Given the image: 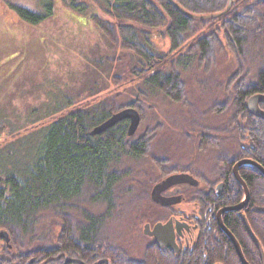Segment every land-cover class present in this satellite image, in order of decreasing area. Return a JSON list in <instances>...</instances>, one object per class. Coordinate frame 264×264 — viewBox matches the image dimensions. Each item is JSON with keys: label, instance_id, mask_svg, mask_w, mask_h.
<instances>
[{"label": "trees", "instance_id": "1", "mask_svg": "<svg viewBox=\"0 0 264 264\" xmlns=\"http://www.w3.org/2000/svg\"><path fill=\"white\" fill-rule=\"evenodd\" d=\"M97 1L105 18L96 11L90 16L93 22L106 38L148 66L132 72L142 83L138 90H130L137 99L157 92L171 102L184 101L187 90L182 76L203 66L208 73L217 57L229 50L235 62L226 82L231 94L218 105L211 104L202 117L193 113L186 122L213 124L218 119L216 123L222 125L217 130L223 135L205 136L190 160L199 157L202 162L220 151L222 157L231 150L245 152L240 125L237 141L226 138L230 142H225L224 124L236 121L255 128L251 133L257 146L254 154L264 161V121L249 115L245 107L251 96L264 93V0H232L227 11L228 0H171L177 6L170 0ZM70 7L83 14L89 9L77 0H71ZM13 9L32 25L52 15L50 5L43 15L19 6ZM154 33L169 40L168 54L179 57L167 59V54L158 52L151 40ZM124 97L115 95L71 110L0 147V232L9 237L8 244L0 238V264H29L30 260L38 264L43 253L52 257L56 252L68 254L72 248L97 250L107 242L110 253L121 251L122 225L117 217L144 202L145 186L153 180L141 173L158 171L161 163L171 162L153 155L148 158L155 129L128 137L124 120L100 135H89L117 111L141 107L137 101L127 104ZM263 161L256 162L264 169ZM143 162L147 168L141 166ZM242 177L252 189L253 221L264 219V210L257 208L264 201L260 193L264 178L254 166L244 167ZM256 233L264 250V226Z\"/></svg>", "mask_w": 264, "mask_h": 264}, {"label": "rangeland", "instance_id": "2", "mask_svg": "<svg viewBox=\"0 0 264 264\" xmlns=\"http://www.w3.org/2000/svg\"><path fill=\"white\" fill-rule=\"evenodd\" d=\"M77 1L88 5L85 14L76 13L70 7L71 0H0V147L71 110L124 95L127 104L137 101L141 106L134 108L140 115L136 132L156 130L149 159L151 155L162 162L191 159L197 139L193 142L185 135L194 127L186 122L193 113L202 117L211 104L216 106L231 94L226 82L235 68L232 54L224 50L208 73L203 66L195 74L183 75L187 93L180 103L157 92L137 99L131 91L141 88L142 83L132 72L143 66L147 70L148 66L111 42L93 22L90 16L99 12L97 0ZM48 5L52 15L37 25L27 23L13 9L19 6L43 15ZM151 40L158 52L168 55L167 59L179 57L175 52L168 54V39L154 33ZM32 121L35 124H30ZM141 166L147 168L148 164L143 162ZM150 187L148 183L145 192ZM140 204L117 217L124 243L130 235L126 228L130 231L140 224Z\"/></svg>", "mask_w": 264, "mask_h": 264}, {"label": "flooded vegetation", "instance_id": "3", "mask_svg": "<svg viewBox=\"0 0 264 264\" xmlns=\"http://www.w3.org/2000/svg\"><path fill=\"white\" fill-rule=\"evenodd\" d=\"M217 16L220 15L212 17ZM255 96H264V93L251 97ZM258 106L264 113V100ZM260 120L264 121L262 118ZM189 124L194 127L185 135L193 142L197 139L198 145L203 143L207 135L219 138L223 135L217 130L222 124L198 122L187 125ZM239 125L242 129L240 138H246L245 143L240 139L244 144L247 143L245 152L231 150L222 157L220 151L216 157L203 158L202 162L196 156L197 160L161 163L158 171L148 172V176L153 180L150 181L151 187L146 191L144 202L139 207L140 224L137 228L127 231L130 233L127 243L123 242L124 236L121 237V242L119 241L121 251L110 253L107 242L97 250L89 248L79 251L72 248L68 254L56 252L52 257H46L43 253L37 263L243 264L239 255L241 254L246 264H257L256 258H259V263L262 264L260 252L249 236L248 229H251L264 254L263 243L256 233L264 226V219L253 221L252 189L242 177L243 168L251 169L252 165H242L237 169L240 181L234 176L233 169L243 161L258 165L256 161L263 159L254 154L257 146L253 145L251 133L255 128L250 126L249 122L242 125L236 121L224 124L225 142L237 141ZM218 141L221 144V141ZM178 175L188 178L161 191L160 198L164 204L153 201L151 198L153 188ZM260 193L264 194V189ZM257 208L264 210L263 200ZM232 218H235V221ZM157 225L162 227L155 233ZM253 248L257 252L256 255ZM33 263L34 261L30 260L29 264Z\"/></svg>", "mask_w": 264, "mask_h": 264}, {"label": "water", "instance_id": "4", "mask_svg": "<svg viewBox=\"0 0 264 264\" xmlns=\"http://www.w3.org/2000/svg\"><path fill=\"white\" fill-rule=\"evenodd\" d=\"M170 3L173 6H177L173 1L170 0ZM231 6V0H229L228 6L226 8V11L229 10ZM181 13L185 14V16L187 17H191V15L187 14L186 12H184L181 8H179ZM264 100V96H255V97H251L250 99H248V101L245 104L246 110L248 111V113H250L251 115L255 116V117H259L262 118L264 120V113H262L259 109V103H261ZM127 120L128 121V126H127V136L128 137H132L138 126L140 123V115L139 113L132 109V108H127L124 109L118 113L113 114L112 116H110L105 122H103L102 124L98 125L97 127H95L90 133V136H95V135H100L102 133H104L107 129L113 127L114 125H116L117 123ZM252 165L254 166L260 173L261 175L264 176V169L260 166L257 165L256 163L253 162H249V161H243L239 164H237L234 169H233V173L234 176L240 181L238 174H237V169L242 166V165ZM187 176H183V175H178V176H173L170 177L168 179H166L163 183L156 185L152 192H151V198L153 201L157 202V203H163L164 201L160 198V193L161 191H163L164 189H166L169 186H172L176 183H181L184 182L185 179H187ZM160 227H162L161 225H157L154 229V232L156 233V231L160 230ZM249 232V236L253 239V241L255 242V245L258 249V251L260 252V256H261V260H262V264H264V254L262 251V248L259 244V242L257 241V239L255 238V236L253 235L251 229H248ZM154 234V233H153ZM0 238L6 243H9V237L7 232H0ZM240 255V260L241 262H243V264L245 263V260L243 259V257Z\"/></svg>", "mask_w": 264, "mask_h": 264}]
</instances>
